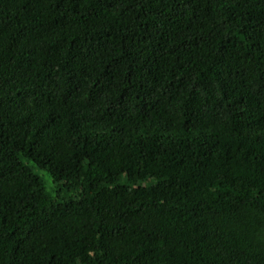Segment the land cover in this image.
<instances>
[{"label":"trees","instance_id":"1","mask_svg":"<svg viewBox=\"0 0 264 264\" xmlns=\"http://www.w3.org/2000/svg\"><path fill=\"white\" fill-rule=\"evenodd\" d=\"M0 264H264V0H0Z\"/></svg>","mask_w":264,"mask_h":264},{"label":"rangeland","instance_id":"2","mask_svg":"<svg viewBox=\"0 0 264 264\" xmlns=\"http://www.w3.org/2000/svg\"><path fill=\"white\" fill-rule=\"evenodd\" d=\"M41 175L43 176L45 182L48 184V186H50L51 188L54 187V184H52L50 178H49V175L45 172H41Z\"/></svg>","mask_w":264,"mask_h":264}]
</instances>
